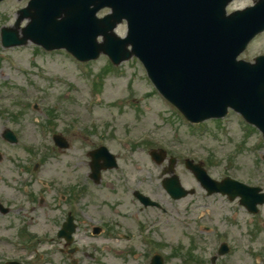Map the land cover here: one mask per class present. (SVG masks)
<instances>
[{
	"label": "rangeland",
	"instance_id": "rangeland-1",
	"mask_svg": "<svg viewBox=\"0 0 264 264\" xmlns=\"http://www.w3.org/2000/svg\"><path fill=\"white\" fill-rule=\"evenodd\" d=\"M254 1L236 0L229 9L243 8ZM26 3H0V31L4 25L14 24L17 11ZM126 28L120 26L119 33L124 34ZM67 53L63 49L46 53L33 43L6 48L1 44L0 33V201L7 203L11 196L14 199L9 200L18 203L34 196L35 202L25 204L27 208L18 215L22 217L27 212L24 225H30L32 233H40L47 220L44 216L42 220L38 218V207L53 204L49 184L69 179L68 174L72 178L82 175L66 165L74 149L89 147L88 138L95 144L104 142L120 153L121 167L119 174L114 175L125 172L133 188H142L144 179L148 183L146 193L166 209L155 208L151 213V233L139 237L147 244L139 243L135 256L123 255L115 239L108 242L93 238L95 250L101 251L106 244L111 249L105 256L98 255L97 260L88 256V263L133 264L124 259L160 252L167 256V264H191L190 259L183 258L190 254L197 260L194 264H264V206L254 216L238 200L231 202L221 195L208 197L193 173L185 168L186 157L203 160L217 179L229 175L264 189L261 134L254 129L249 132L236 113L218 123L192 127L174 105L157 93L136 58L115 67L106 55L80 63ZM260 53H264V33L250 43L241 57L253 60ZM7 127L18 134L17 144L4 140ZM56 132L64 133L71 141V149L64 155L52 140ZM153 147L166 148L169 156L179 159L175 170L184 186L195 188L196 194L179 200L170 197L162 183V170L169 162L158 165L152 160L149 152ZM52 150L58 165L54 158L39 161L41 155ZM36 162L41 164L34 172ZM21 165H27L25 171ZM22 177L29 179L27 185L19 183ZM131 191H127L129 195L121 193L119 199L125 201L127 197L129 204L134 199ZM103 193L107 192H98ZM133 205L131 211L138 210L135 202ZM127 207L122 205L120 209L125 211ZM130 216L128 222L137 227L140 219ZM21 225L14 215L0 214V236H5V240L17 236ZM224 241L230 250L221 255L219 248ZM86 251L95 252L91 247ZM30 261L39 264L40 259Z\"/></svg>",
	"mask_w": 264,
	"mask_h": 264
},
{
	"label": "water",
	"instance_id": "water-1",
	"mask_svg": "<svg viewBox=\"0 0 264 264\" xmlns=\"http://www.w3.org/2000/svg\"><path fill=\"white\" fill-rule=\"evenodd\" d=\"M230 1L31 0L22 12L32 20L23 29L24 36L16 28L5 27L2 43L14 46L31 39L46 49L64 47L81 61L105 52L119 64L136 55L159 91L190 120L223 116L232 106L264 133V56L255 63L237 60L248 42L264 30V0L227 15ZM103 5L111 6L113 13L100 19L96 14ZM125 18L129 32L121 38L114 27ZM99 36L105 40L99 42ZM6 137L15 140L9 131ZM56 140L67 145L60 137ZM164 156V152L154 154L159 162ZM188 166L209 191L230 193L231 198L240 195L242 204L255 213L258 203L264 204L259 187L230 178L218 183L200 165L189 160ZM100 168L94 161L97 175ZM165 185L176 198L188 194L177 176L165 180ZM226 251L224 246L222 253Z\"/></svg>",
	"mask_w": 264,
	"mask_h": 264
},
{
	"label": "flooded vegetation",
	"instance_id": "flooded-vegetation-1",
	"mask_svg": "<svg viewBox=\"0 0 264 264\" xmlns=\"http://www.w3.org/2000/svg\"><path fill=\"white\" fill-rule=\"evenodd\" d=\"M62 138L66 141V146H61L53 138L52 140L56 146L55 148L59 149V153L64 155L70 151L71 141L64 133ZM86 140H88L89 147L74 149V155H69L72 159L68 160L70 162H67L66 165L74 173L79 171L82 175L72 178L68 174L69 179H65V181L56 180L49 184L50 189L53 191V194H51L53 196V204H41L42 207H38L41 209L38 218L42 220L44 216V219L47 220L43 224L42 230L39 231L40 233L34 234L31 232L32 227L29 228L30 225H24L27 222L25 214L27 212L23 213L22 217L18 215L21 210L27 208L25 204L35 202L34 196H31L32 198L29 200H23L18 203L9 200L10 198L14 199L11 196L6 199L7 203L0 201V214L2 216L10 217L14 215L16 219L22 222L16 232L17 236H14L11 240L8 238L5 240V236H0V264H6L12 260L18 261L19 264H31L30 259L35 260L37 257L40 259L39 264H91L88 263V256L91 257L92 261L97 260L98 255L105 256L108 250L111 249L106 244L101 247L102 252L99 249L95 250L93 248V238L104 239L108 242L115 239L121 248V253L129 258L135 256V249L139 243L143 246L147 244L146 241L144 242L139 237L145 232L150 235V225L153 217L150 215L156 207L143 205L136 192L149 195L146 193L148 183L143 179L142 188L141 186L133 188L134 184L130 183L125 172L121 171L122 174L120 173V176H115L114 173L119 174L118 171L121 167L120 153L118 154L111 150L104 142L95 144L93 140L88 138ZM7 141L9 142V140ZM101 145H105L106 149L102 148ZM112 153L116 157L117 166L101 171V178L97 183L93 174H91L92 161L103 166H111L109 164H115L112 161ZM46 157L53 161V158L55 159L53 150L41 155L39 161L43 162ZM72 161L75 164L71 163ZM54 163L58 165L59 161L55 159ZM39 164L41 163L36 162L34 164V172H37L40 167ZM26 167L27 165L22 166V170L25 171ZM109 174L112 176L108 179ZM19 181L21 185H27L29 179L24 180L22 177ZM17 190L21 191V189ZM99 191L107 193L100 195L98 194ZM127 191H131L134 195V199L129 204L127 203V197L125 201L119 199L121 193L129 195ZM133 202L138 205V210L131 211L134 206ZM38 203L39 201H37V205ZM122 205L128 206L125 211L120 209ZM16 206L18 208H15ZM160 210L166 211L164 206ZM51 212H56V214L53 215ZM142 213H144L143 216ZM130 214L132 215L130 216ZM82 215H84L85 219H83ZM129 216L140 219L137 227L133 228L131 223L128 222ZM142 217L143 219H141ZM92 220L94 221L93 223L91 222ZM82 222H85V224L82 225ZM47 228L50 230H46ZM85 239L89 240L88 244L84 243L86 242L83 241ZM20 244L23 246L22 248H20ZM90 247L95 252H87L86 250L90 249ZM154 254L150 257L138 254L135 259L124 260L133 264H159V260H162L164 264L168 263L167 256H157L155 258L153 257ZM194 257L191 254L183 256L186 260L190 259L191 264L197 262ZM153 258H155V261ZM105 264L107 263L105 262Z\"/></svg>",
	"mask_w": 264,
	"mask_h": 264
}]
</instances>
